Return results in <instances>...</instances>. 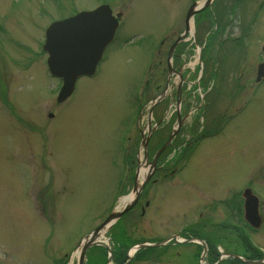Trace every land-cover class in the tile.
Here are the masks:
<instances>
[{"label": "rangeland", "instance_id": "obj_1", "mask_svg": "<svg viewBox=\"0 0 264 264\" xmlns=\"http://www.w3.org/2000/svg\"><path fill=\"white\" fill-rule=\"evenodd\" d=\"M208 1L0 0V264H78L72 249L125 208L122 200L153 162L136 205L101 237L107 247L87 251L85 264H233L227 253L263 260L264 225L256 230L244 220L243 194L249 187L259 196L264 216V86L250 93L264 21L249 51L234 50L221 92L208 95L215 79L209 73L205 86L197 82L205 42L196 40L211 28L208 7L186 21ZM217 1L221 17L229 4ZM103 4L122 15L116 38L98 72L59 103L62 81L49 73L45 31ZM240 71L245 91L236 90ZM178 112H187L183 133L158 152L176 131ZM173 237L203 241L208 252L171 240L131 254Z\"/></svg>", "mask_w": 264, "mask_h": 264}, {"label": "water", "instance_id": "obj_2", "mask_svg": "<svg viewBox=\"0 0 264 264\" xmlns=\"http://www.w3.org/2000/svg\"><path fill=\"white\" fill-rule=\"evenodd\" d=\"M211 3L212 0H209L205 6L197 9L195 8L196 5H194L188 13L187 24H190L191 19L198 12L209 7ZM120 18L121 14L114 16L112 8L105 4L93 11L80 12L73 17L54 22L47 28L43 49L49 55L47 60L48 69L52 76L61 79L63 82L57 98L59 103L65 102L72 96L79 78L83 76H93L95 74L106 48L114 40L116 31L119 27ZM180 42L181 38H179L172 46L169 53V60L172 57L174 49ZM170 72H172V68H170ZM259 73L262 75V68ZM180 94L181 86L178 89V95L180 96ZM156 103L157 102L153 103V106ZM149 138L150 133L145 139L144 148H147ZM172 138L173 137L170 138L160 152L168 147ZM153 172L154 170L148 175L147 179L142 184H138V182L135 183L132 199L129 204L127 203L123 210H119L110 215L100 227L86 237L87 243L83 246L80 264H85L86 253L91 247L95 245L107 247V245L100 240L101 237L105 235L125 213L130 211L136 205ZM243 198L245 199V220L254 229H259L264 222V218L259 211V199L252 194L250 189L245 190ZM171 240H176L178 243H190L194 241V239L180 241L177 240V237H173L156 244H139L136 246V249L159 247L169 243ZM200 242L204 247V253H206V243L203 241ZM226 256L239 259L247 264L264 263L263 261L246 260L237 255L228 253ZM220 261L221 260H219V262Z\"/></svg>", "mask_w": 264, "mask_h": 264}, {"label": "flooded vegetation", "instance_id": "obj_3", "mask_svg": "<svg viewBox=\"0 0 264 264\" xmlns=\"http://www.w3.org/2000/svg\"><path fill=\"white\" fill-rule=\"evenodd\" d=\"M229 6L227 7V11L225 10L224 14H222L221 17L217 15V12L219 10L220 4L217 0H214L212 5L207 9V16L209 17V20L211 23V28L206 31V34L204 35V40L202 39L203 36L196 37V40L199 42L204 43L201 44L200 48V56H199V64L200 69L199 73L197 74V82L200 83L201 86H205V84L208 82L207 78L209 76V73H213L214 79L212 82V88L208 91V95L214 92L218 93L220 89L222 88V77L221 73L224 72L226 69L229 60L234 54V50L238 49L240 50V47H242L243 51H249L253 45L251 43V36L257 29V24L260 19V17L264 21V0H227ZM212 13V14H211ZM196 14L195 16H197ZM264 27L261 28V32L264 34ZM187 31V30H186ZM187 34V33H186ZM247 40V49L243 47V40ZM203 40V41H202ZM250 41V42H249ZM261 49L260 51L255 52V48H252L255 58V65H256V75L255 78L252 79L250 83H254L251 87L250 93L251 94H257L261 88V86L264 85V76L260 79L259 77V71L260 66H264V40L263 43H261ZM197 46V45H196ZM205 50L204 53H210L205 54L202 52V50ZM177 50V49H176ZM175 50V52H176ZM211 62L212 68L209 71L205 72V66L204 64ZM223 65V68L221 70V66ZM208 72V74H207ZM244 71H240L241 78L236 79V84L239 88H236L237 91H245L246 88L248 89V82L245 83V85L242 84V76L244 75ZM182 83L186 81L185 74L183 73L182 69ZM206 76V79H205ZM251 76V75H250ZM217 80V81H216ZM221 92V91H220ZM220 94H216L214 98H216ZM181 96V102L182 100ZM213 98V99H214ZM183 103V102H182ZM244 105V104H243ZM240 106L237 112H244L246 108L245 106ZM186 110V109H184ZM231 116H233L231 114ZM187 118V112L184 113V121H186ZM230 118V117H229ZM231 119V118H230ZM229 120V119H228ZM183 124V123H182ZM223 124V123H222ZM184 127L181 126L180 134L183 133ZM206 136V135H202ZM198 136V137H202ZM196 137V138H198ZM177 143V140H176Z\"/></svg>", "mask_w": 264, "mask_h": 264}, {"label": "bare ground", "instance_id": "obj_4", "mask_svg": "<svg viewBox=\"0 0 264 264\" xmlns=\"http://www.w3.org/2000/svg\"><path fill=\"white\" fill-rule=\"evenodd\" d=\"M264 86V85H263ZM263 86H261V88L263 87ZM260 88V89H261ZM141 176H140V178L144 175V168H142V170H141ZM138 182H140L141 180L140 179H138L137 180ZM141 184V183H140ZM132 199V195H130V196H128V197H126V198H124L123 200H122V202H121V204L122 205H126L130 200ZM118 210H120V209H118ZM122 210V209H121ZM85 243H87V241L85 242ZM80 253V249H77L75 252H74V254L73 255H78ZM133 253V251L131 252V254ZM130 254V255H131ZM74 260H75V258H73V260H72V262H74Z\"/></svg>", "mask_w": 264, "mask_h": 264}, {"label": "trees", "instance_id": "obj_5", "mask_svg": "<svg viewBox=\"0 0 264 264\" xmlns=\"http://www.w3.org/2000/svg\"><path fill=\"white\" fill-rule=\"evenodd\" d=\"M249 248H251L250 245H249ZM251 249H252V248H251ZM148 250H149V249H148ZM217 261H218V257H216V258H215L214 260H212L211 262H212V263H216ZM231 261H232L233 264H236V263H237V264H244V263H242V262H240V261H236V260H233V259H231Z\"/></svg>", "mask_w": 264, "mask_h": 264}]
</instances>
